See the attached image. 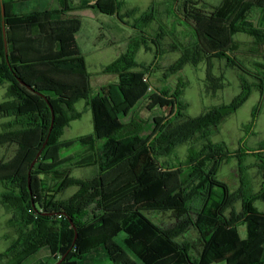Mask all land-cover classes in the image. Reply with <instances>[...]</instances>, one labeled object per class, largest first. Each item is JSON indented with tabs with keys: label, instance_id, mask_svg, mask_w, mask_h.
<instances>
[{
	"label": "trees",
	"instance_id": "obj_1",
	"mask_svg": "<svg viewBox=\"0 0 264 264\" xmlns=\"http://www.w3.org/2000/svg\"><path fill=\"white\" fill-rule=\"evenodd\" d=\"M2 3L7 56L0 14V85L6 88V100L0 103V148L13 146L14 152L0 161V205L11 214L9 225L16 237L0 254V264H55L66 253L60 264H84L100 249L111 264H264V212L252 204L255 199L264 201V181L258 193L245 196L239 191L231 194L216 178L222 163L237 159L240 165L246 156L255 158L264 174V142L249 150L241 140L233 152L210 141L199 151L189 148L179 165L181 184H169V175L160 172L158 160L195 135H207L210 127L236 111L251 88L264 97V63L256 62L253 71L230 54L231 36L238 33L264 44V20L254 24L251 19L253 11L264 13V0H221L208 12L193 7L186 10L185 17H179L192 29L194 41L187 47L178 46L180 58L167 68L168 73L215 57L242 74L241 93L230 105L197 118L186 116L181 87L170 91L152 86L149 76L154 64L135 63L138 49L133 41L103 68L102 73L115 75L116 81L92 94L91 76L75 41L79 31L75 13L89 9L121 20V0H56V9L26 14L10 13L11 3ZM173 7L168 13L175 15ZM154 12L152 8L142 22L152 21ZM161 37L160 29L147 37L153 39L156 55L160 54L156 39ZM171 48L178 49L176 44ZM245 74L254 79L252 84ZM35 92L48 100L52 112ZM79 101H84L91 113L92 133L62 140L64 129L81 116L74 109ZM143 101H147L146 118L138 114ZM52 113V130L31 169L28 189L27 172L47 137ZM255 119L253 114L249 129ZM205 160H211L209 168ZM87 167H94L96 174L88 183L78 182L70 199L58 202L60 190L71 181L72 170ZM184 184L189 186L182 187ZM234 198L240 203L239 212L233 208ZM147 210L183 216L178 229L194 228L199 244L187 240L186 234L174 239L143 216ZM146 231L157 235L156 248V243L145 244ZM120 233L123 238L118 240ZM44 251L48 254L38 258ZM257 256L260 259L253 260Z\"/></svg>",
	"mask_w": 264,
	"mask_h": 264
},
{
	"label": "rangeland",
	"instance_id": "obj_2",
	"mask_svg": "<svg viewBox=\"0 0 264 264\" xmlns=\"http://www.w3.org/2000/svg\"><path fill=\"white\" fill-rule=\"evenodd\" d=\"M3 1L11 3L8 6L10 13L17 14L16 0ZM121 1L123 2L119 13L121 20L115 16L89 9L75 13L79 22V31L75 34V41L80 52L86 58L87 72L91 76L92 94H96L101 86L116 81L115 75L103 74V68L124 53L129 41H133L132 45L138 49L134 58L135 63L143 64L146 67L154 64L149 76L152 86L170 91L177 86L181 87V103L186 107V116L197 118L213 108L230 105L240 95V76L242 74L236 68L229 66L225 60L212 57L206 61L198 62L196 65L184 64L179 71L171 74L167 71V68L176 64L180 58L179 50L181 49L179 47H187L190 42L194 41L191 37L192 29L179 17H185L186 10L193 7L200 9L201 12H208L217 7L221 0H177L175 5H173V0ZM172 6H174L175 15L169 14V9ZM152 8L155 11L151 16L152 21L143 23L142 20ZM251 15V19L254 18V24L259 19L264 20V13L259 15L253 11ZM201 19V22H206V19ZM193 24L195 23L193 22ZM159 29L164 37L156 39L160 53L156 55L155 43H153V39L147 37L154 36ZM175 44L178 48L176 50L171 48ZM230 46L232 47L230 54L246 68L255 71L257 69L256 62L264 63V44L258 43L252 37L243 33L235 34L231 36ZM244 77L249 84L254 82L250 75L245 74ZM182 83L184 85H181ZM219 84L220 88L217 87ZM5 100L6 88L5 85H0V103ZM146 104L147 101H143L138 108L139 117L146 118L148 116L144 109ZM137 105L133 110L137 108ZM74 109L81 116L64 129L62 140H73L92 133L91 113L85 107L84 101L76 103ZM138 114L136 113V116ZM253 114L256 115L255 123L253 128L249 129ZM2 122L3 120H0V123ZM241 140L249 150L257 149L264 142V97L261 98L255 88H251L247 99L237 107L234 113L221 118L215 127H210L207 135L197 134L186 144L175 148L168 157L158 158L162 166L160 172L169 175L170 185L181 184L182 175L179 172L182 169L179 168V165L184 162L189 148L199 151L206 141H210L212 144H221L229 152H233L238 149ZM13 152V146L1 147L0 161L11 157ZM55 162L56 159L52 165ZM205 164L209 168L211 160H205ZM238 164L237 159H229L222 163L216 171L217 180L225 183L231 194L238 191L245 196L258 193L262 189L264 181V174L258 168L259 162L251 156H246L242 163ZM95 174L94 167L73 169L71 181L66 182L58 194V202L70 199L78 190L77 183H88ZM48 182L52 184L51 179H48ZM183 186L189 185L184 184ZM2 190L0 187V193ZM252 204L259 212H264V201L255 199ZM233 205L234 210L239 212L240 203L237 198L233 199ZM142 213L144 217L155 225L157 224L162 231L170 234L174 239L179 240L186 234L187 240L195 242L196 245L199 244L194 228L187 226L182 230L178 229L179 223L183 221V216L175 215L176 213L172 211L147 210ZM10 218L11 214L7 213L0 205V254L5 252L16 237L15 229L9 225ZM118 235V240L123 238L122 233ZM144 235L145 244L153 246L156 243L154 247L156 248L157 235L148 231ZM240 235L244 237L242 227H240ZM47 254L44 251L38 255V258ZM95 256L98 259H93ZM252 258L255 261L260 259L258 256ZM33 259H29L28 263H31ZM88 260L93 262L87 261L84 264H111L101 249L89 255Z\"/></svg>",
	"mask_w": 264,
	"mask_h": 264
},
{
	"label": "water",
	"instance_id": "obj_3",
	"mask_svg": "<svg viewBox=\"0 0 264 264\" xmlns=\"http://www.w3.org/2000/svg\"><path fill=\"white\" fill-rule=\"evenodd\" d=\"M0 14H1V29H2V39H3V48H4V55L5 57L7 56V43H6V35H5V29H4V6H3V3H2V0H0ZM17 80L20 82V84L25 87L27 90L29 91H33V89L31 87H29L28 85H26L24 82H22L19 78H17ZM39 97L43 98L47 103H48V100L43 96L41 95L40 93H37L35 92ZM49 105V103H48ZM50 107V110L52 112V109H51V106L49 105ZM53 120H54V116H53V113H52V119H51V124H50V127H49V130H48V134H47V137L42 145V147L40 148V150L36 153L34 159L32 160V162L30 163V166H29V169H28V172H27V175H28V189L30 188V181H29V178H30V172H31V169L32 167L35 165V163L37 162L43 148L45 147L46 143H47V139H48V136L52 130V126H53ZM46 215V214H44ZM50 215V214H48ZM71 223V221H70ZM72 225V228L74 229L75 231V227L74 225L71 223ZM76 231H75V234H74V240L76 239ZM67 254V253H66ZM66 254H64L63 256H61V258L55 263V264H60L64 258L66 257Z\"/></svg>",
	"mask_w": 264,
	"mask_h": 264
},
{
	"label": "crops",
	"instance_id": "obj_4",
	"mask_svg": "<svg viewBox=\"0 0 264 264\" xmlns=\"http://www.w3.org/2000/svg\"><path fill=\"white\" fill-rule=\"evenodd\" d=\"M16 2L17 14H26L28 12L42 11L44 9H56L57 7L56 0H16Z\"/></svg>",
	"mask_w": 264,
	"mask_h": 264
}]
</instances>
